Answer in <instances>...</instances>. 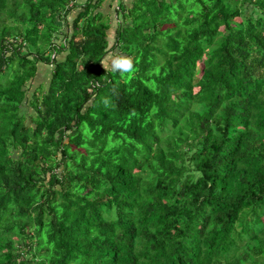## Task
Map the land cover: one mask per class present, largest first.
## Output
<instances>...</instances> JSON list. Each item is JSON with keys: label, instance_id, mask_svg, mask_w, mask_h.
<instances>
[{"label": "trees", "instance_id": "1", "mask_svg": "<svg viewBox=\"0 0 264 264\" xmlns=\"http://www.w3.org/2000/svg\"><path fill=\"white\" fill-rule=\"evenodd\" d=\"M73 1L0 0V264H264V0Z\"/></svg>", "mask_w": 264, "mask_h": 264}, {"label": "rangeland", "instance_id": "2", "mask_svg": "<svg viewBox=\"0 0 264 264\" xmlns=\"http://www.w3.org/2000/svg\"><path fill=\"white\" fill-rule=\"evenodd\" d=\"M187 4V2L184 3V6ZM70 12L69 15L66 16L67 22L70 23L74 15V13ZM120 15H118V18ZM110 20V28L115 26V21L114 18L111 15ZM120 20V19H119ZM118 20V21H119ZM167 27V25H164L162 28ZM111 28V29H112ZM110 30V29H109ZM108 45H111V38H108ZM115 52L113 53L112 51L107 52V54L104 56L102 65L106 69H112L111 68V58H115L114 55ZM50 67L49 66H43L42 64H37L36 68V74L35 76L25 84L23 89L25 90V99L26 101L23 102V104L20 106L19 109V114L26 120V124H30V118L29 116H34V113L32 112L31 109V93L36 92L38 93L40 90H45L47 82H48V77H49V72H50Z\"/></svg>", "mask_w": 264, "mask_h": 264}, {"label": "crops", "instance_id": "3", "mask_svg": "<svg viewBox=\"0 0 264 264\" xmlns=\"http://www.w3.org/2000/svg\"><path fill=\"white\" fill-rule=\"evenodd\" d=\"M85 1L86 0H74L72 2V4H74V5H82ZM121 2L126 7H129L130 3L132 2V0H121ZM117 3H119V0H100L99 9H98L108 19L109 28H108L106 34H107L108 38H111V41H112V38H113V35H114V31L116 29V24H115V26L113 28L111 27L112 28L111 29L110 28V20L109 19H111V15H112V17L114 18L115 23H117V14L115 13V10L117 9ZM77 12H78V8H75L72 11V13H74L73 17L75 16V14ZM66 20H67V18H66Z\"/></svg>", "mask_w": 264, "mask_h": 264}, {"label": "clouds", "instance_id": "4", "mask_svg": "<svg viewBox=\"0 0 264 264\" xmlns=\"http://www.w3.org/2000/svg\"><path fill=\"white\" fill-rule=\"evenodd\" d=\"M111 68L113 71L127 73L132 71L133 63L129 57L116 56L115 58H111Z\"/></svg>", "mask_w": 264, "mask_h": 264}]
</instances>
